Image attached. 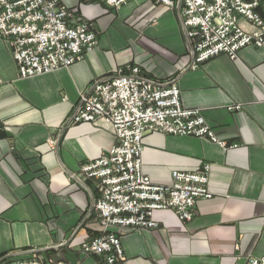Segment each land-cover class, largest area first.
Returning a JSON list of instances; mask_svg holds the SVG:
<instances>
[{
  "label": "crops",
  "instance_id": "obj_1",
  "mask_svg": "<svg viewBox=\"0 0 264 264\" xmlns=\"http://www.w3.org/2000/svg\"><path fill=\"white\" fill-rule=\"evenodd\" d=\"M92 25L97 46L68 68L22 79L0 37V261L35 257L48 264H104L80 246L103 232L93 207L97 180L81 172L116 145L107 123H74L91 83L128 65L157 81L174 80L181 102L200 109L223 148L207 139L149 133L142 170L169 185L174 171L210 166L211 199L180 221L158 211L152 231L121 230L120 264H246L264 255V45L220 55L197 69L178 5L131 0H60ZM264 21V2L258 9ZM248 32L257 29L246 20ZM240 106L239 110H229Z\"/></svg>",
  "mask_w": 264,
  "mask_h": 264
},
{
  "label": "built area",
  "instance_id": "obj_2",
  "mask_svg": "<svg viewBox=\"0 0 264 264\" xmlns=\"http://www.w3.org/2000/svg\"><path fill=\"white\" fill-rule=\"evenodd\" d=\"M120 9L131 0H99ZM173 8L181 17L197 69L220 55L234 60L242 49L264 45V21L258 9L264 0H152ZM244 19L257 30L248 32ZM0 37L10 42L22 79L49 74L80 62L98 44L92 25L62 5L60 0H0ZM241 107H230L239 110ZM72 121L110 125L117 143L105 155L82 165L81 172L97 180L99 198L94 203L103 232L84 242L80 253L99 257L104 264L125 261L120 231H152L155 213L172 211L182 222L195 217L199 199H211L210 166L197 172L174 171L169 185L154 184L142 170L143 139L149 133L207 139L223 148L200 109L181 102L174 80L157 81L132 65L111 77L96 80L80 95ZM1 131V126H0ZM0 264H48L30 257ZM246 264H264V255Z\"/></svg>",
  "mask_w": 264,
  "mask_h": 264
}]
</instances>
